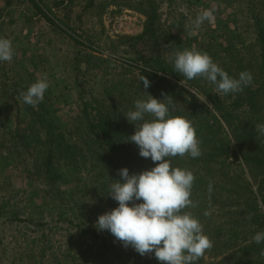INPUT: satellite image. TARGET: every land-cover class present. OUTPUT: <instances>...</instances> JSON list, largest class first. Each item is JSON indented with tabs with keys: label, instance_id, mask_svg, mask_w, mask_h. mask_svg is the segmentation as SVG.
Segmentation results:
<instances>
[{
	"label": "trees",
	"instance_id": "1",
	"mask_svg": "<svg viewBox=\"0 0 264 264\" xmlns=\"http://www.w3.org/2000/svg\"><path fill=\"white\" fill-rule=\"evenodd\" d=\"M120 1L87 0L85 8L104 12L111 5L130 6L146 18L142 32L118 39L108 37L113 45L109 56L96 57L93 51L83 50L81 61L90 63L98 58L101 64H112L110 55L123 46L122 52L130 53L126 71L137 69L135 75L87 100L81 93L79 111L67 120L58 118V125L48 118L49 110L44 104L38 105L40 110H31L29 146L33 143L40 148L45 178L58 183L55 190L47 192H56L60 202L78 193L90 199L92 209L86 211L87 207L81 205L77 212L81 218L89 211L117 207L118 202L107 193L115 179H122L118 170L127 167L130 174H138L155 166L151 158L139 155L135 143L126 141L134 133L135 124L124 114L134 110L136 99L146 97L144 91L157 99L170 95V114L190 119L201 141V156L171 158L173 167L193 171L196 179L191 198L197 207L188 210L213 241V247L195 264H264V242L257 244L253 240L257 232L264 231V135L255 128L264 123V0H222L238 5L243 21L235 14L224 18L215 10L216 26L205 21L199 28L191 27L193 20L220 0ZM244 23L247 27L243 31ZM82 29L80 24L78 32ZM81 38L73 37L78 44L95 43L89 34ZM193 47L209 53L232 77L245 70L251 72L252 82L242 92L218 95L215 85L206 79H186L174 71L170 60L177 50ZM142 75L150 81L146 90L140 81ZM66 178L71 179L68 190L63 188ZM1 201L0 217L10 214L17 219L16 210L9 205L11 198L3 197ZM205 211L210 215L205 216ZM73 218L75 215L68 222L99 242L102 253L115 255L108 244L109 236L85 222L75 224ZM206 256L211 260L207 261Z\"/></svg>",
	"mask_w": 264,
	"mask_h": 264
},
{
	"label": "rangeland",
	"instance_id": "2",
	"mask_svg": "<svg viewBox=\"0 0 264 264\" xmlns=\"http://www.w3.org/2000/svg\"><path fill=\"white\" fill-rule=\"evenodd\" d=\"M86 3L87 0H0V37L10 39L14 49L11 61H0V204L3 197L9 196V205L18 215L17 219L10 214L0 217V264L161 263L154 253L142 256L131 246L125 248L108 230L98 232L110 237L108 244L115 255L102 253L99 242L78 231L68 220L75 215V224L85 222L92 228L98 216L109 210L89 211L81 218L77 212L81 205L87 207L86 211L92 209L90 199L78 193L67 202L58 201L56 192H47L55 190L58 183L45 178L40 148L33 143L29 146L31 110H40V103L35 107L25 104L20 93L38 78L47 75L49 88L41 103L49 110L48 118L58 125V118L67 120L79 111L81 93L85 100L103 94L106 87L119 85L137 71H126L130 53L122 52L123 46L110 55L112 64H101L98 58L84 63L81 53L90 50L96 57L109 56L113 45L108 37L118 39L141 33L145 16L130 6L117 5L100 14L87 10ZM212 5L224 18L235 14L243 21L238 5L222 0ZM174 12L172 9L171 14ZM80 24L83 29L78 32ZM211 24L216 26L215 18ZM246 27L244 23L242 30ZM85 33L95 43L74 41L73 37L79 39ZM45 130L43 127L41 131ZM69 180H63L65 190L71 187ZM206 259L211 260L209 256Z\"/></svg>",
	"mask_w": 264,
	"mask_h": 264
},
{
	"label": "clouds",
	"instance_id": "3",
	"mask_svg": "<svg viewBox=\"0 0 264 264\" xmlns=\"http://www.w3.org/2000/svg\"><path fill=\"white\" fill-rule=\"evenodd\" d=\"M214 12V8L202 10L191 27L199 28L205 21L211 23ZM13 55L11 40L0 37V61H11ZM170 62L174 71L186 79L202 77L214 84L218 95L242 92L253 80L247 70L238 77L230 76L209 53L194 47L177 50ZM140 81L146 90L150 81L144 75ZM48 88L49 81L44 74L20 95L25 104L35 107L43 101ZM144 92L146 97L136 99L134 110L124 114L135 124L134 133L126 141L135 143L139 155L151 158L155 166L138 174H130L127 167L118 170L122 179H115L107 193L118 206L100 214L95 227L108 230L125 248L131 246L142 256L154 253L161 264H195L213 247V241L205 234L199 219L188 210L197 207L191 198L196 179L193 171L173 167L171 158L201 156V141L190 119L170 114V95L157 99ZM255 128L264 135V123ZM208 191H212L211 183ZM204 215L210 212L205 211ZM253 240L257 244L264 242V231L257 232Z\"/></svg>",
	"mask_w": 264,
	"mask_h": 264
}]
</instances>
